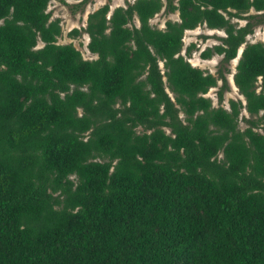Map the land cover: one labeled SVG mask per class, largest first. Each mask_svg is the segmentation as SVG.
<instances>
[{"label": "trees", "instance_id": "trees-1", "mask_svg": "<svg viewBox=\"0 0 264 264\" xmlns=\"http://www.w3.org/2000/svg\"><path fill=\"white\" fill-rule=\"evenodd\" d=\"M48 3L0 0V264H264V0L105 2L69 30L92 58ZM200 24L225 32L202 58L244 44V101L205 95L229 84L181 52Z\"/></svg>", "mask_w": 264, "mask_h": 264}, {"label": "rangeland", "instance_id": "rangeland-1", "mask_svg": "<svg viewBox=\"0 0 264 264\" xmlns=\"http://www.w3.org/2000/svg\"><path fill=\"white\" fill-rule=\"evenodd\" d=\"M67 2H64L62 0H49V3L47 5V10L50 11L51 17H58L61 24V34L58 36L57 41L58 42H72L77 48L80 49L82 55L84 58H92L96 57V54L90 52L87 48V42L89 40V35L81 31V33L76 35H71L69 33V30L73 27H82L86 23L87 15L90 11L97 8L99 5L108 2L110 4V11L112 8L116 5H125L128 1L133 0H87V2L84 4L83 8L80 9H74L73 4L76 3L78 0H66ZM250 12H257L253 9L250 10ZM178 11L175 10L173 12H167L164 7L161 8L160 11L155 13L150 19V23L157 27H164L165 26V20L166 19H178ZM232 21H238L239 24H243L245 22L244 18H237L232 17ZM1 21V19H0ZM137 22V20H136ZM225 32L223 29L218 28H209L204 24L197 25L196 27L192 29H187L184 32L183 35V48L182 53H185V48L190 42L195 43V47L192 49L191 53L187 55L185 53V57L194 65H197L201 68L207 69L211 72H216L219 68H222L225 70V75L227 77V81L229 84V87L224 90V96L221 101L218 99V87L222 83V80H218L217 86H212L208 89V91L205 93L206 96H209L212 99L213 105L222 104L225 107L229 106L228 99L234 98V99H243V95L239 92L237 86L234 83L233 80V73L235 72V66L237 63V60L240 56V51L243 48L244 44H242L238 48L237 55L230 59L229 62H222V54L213 53L211 57L209 58H202L200 56V50L204 48L207 45H212L214 43H218L221 40L219 39V36L224 35ZM247 41H263L264 42V24H257L253 31L246 36ZM41 42H39L37 45H40ZM160 65L162 66V61H160ZM226 67V68H225ZM228 68V69H227ZM259 86L257 87V90H259ZM171 93V92H170ZM261 113V112H260ZM182 115V113H181ZM183 116V115H182ZM249 117L250 114L245 110L242 109L239 118H238V125L240 128H244L246 126V121L244 120V117ZM261 130V128H258ZM138 130H142V127L139 126ZM219 157L222 156V153L220 152L218 154Z\"/></svg>", "mask_w": 264, "mask_h": 264}, {"label": "crops", "instance_id": "crops-1", "mask_svg": "<svg viewBox=\"0 0 264 264\" xmlns=\"http://www.w3.org/2000/svg\"><path fill=\"white\" fill-rule=\"evenodd\" d=\"M109 13H110V11H109ZM136 23H138V20H137V22Z\"/></svg>", "mask_w": 264, "mask_h": 264}, {"label": "water", "instance_id": "water-1", "mask_svg": "<svg viewBox=\"0 0 264 264\" xmlns=\"http://www.w3.org/2000/svg\"><path fill=\"white\" fill-rule=\"evenodd\" d=\"M241 51H242V49H241ZM241 51H240V53H241Z\"/></svg>", "mask_w": 264, "mask_h": 264}]
</instances>
